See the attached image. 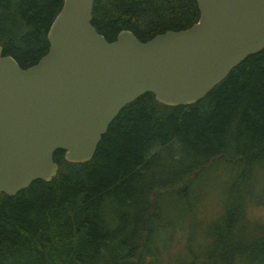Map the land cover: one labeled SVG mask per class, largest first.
<instances>
[{"label": "trees", "instance_id": "1", "mask_svg": "<svg viewBox=\"0 0 264 264\" xmlns=\"http://www.w3.org/2000/svg\"><path fill=\"white\" fill-rule=\"evenodd\" d=\"M61 4L0 0L3 54L35 63ZM198 17L196 0H94L91 23L107 40L130 29L144 41ZM53 158L50 181L0 192V264H264V222L245 215L252 171L264 162V47L195 102L145 92L126 103L91 159L71 162L63 149ZM216 160L232 165L221 215L206 239L189 232L168 252L160 197L179 195L192 220L194 181Z\"/></svg>", "mask_w": 264, "mask_h": 264}, {"label": "water", "instance_id": "2", "mask_svg": "<svg viewBox=\"0 0 264 264\" xmlns=\"http://www.w3.org/2000/svg\"><path fill=\"white\" fill-rule=\"evenodd\" d=\"M190 26L142 41L130 29L107 40L91 23L94 0H62L47 51L20 66L0 44V192L50 181L53 158L91 159L120 109L152 92L165 104L204 97L264 47V0H196Z\"/></svg>", "mask_w": 264, "mask_h": 264}, {"label": "rangeland", "instance_id": "3", "mask_svg": "<svg viewBox=\"0 0 264 264\" xmlns=\"http://www.w3.org/2000/svg\"><path fill=\"white\" fill-rule=\"evenodd\" d=\"M261 165L252 171L245 215L248 219L264 222V162ZM231 166L228 162L216 160L194 181L196 192L191 191L190 195L193 221L179 195L162 194L160 202L164 207V228L159 238L165 239L168 252L180 250L189 232L193 231V239L197 238V242L206 239L208 231L213 229L215 220L222 213L220 198L230 178Z\"/></svg>", "mask_w": 264, "mask_h": 264}]
</instances>
